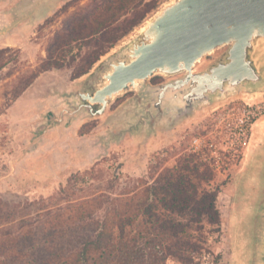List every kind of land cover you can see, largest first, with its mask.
Masks as SVG:
<instances>
[{
	"label": "rangeland",
	"instance_id": "1",
	"mask_svg": "<svg viewBox=\"0 0 264 264\" xmlns=\"http://www.w3.org/2000/svg\"><path fill=\"white\" fill-rule=\"evenodd\" d=\"M98 1L61 0L30 16L32 12L24 9L30 14L25 15L20 9L22 0H0V48L10 47L18 54V61L0 72V210L8 213V219L0 221V238L21 233L26 228L21 227L25 216L37 230L43 220L51 219L53 214L45 216L47 212L67 213L75 203L118 197L110 201L120 207L134 191L133 200H137L141 188L161 169L192 152L213 170V186L225 182L217 198L221 229L208 236L198 264H260L264 112L251 126L244 154L235 152L231 141L237 107L243 101L264 100V88H241L214 98L178 121L170 116L145 117L133 101L147 104L150 97L128 89L111 99L100 114L79 109L47 127L50 114L59 116L64 108L72 109L82 101L78 91L95 88L101 81L102 62L167 0H152L156 7L83 75L71 79V67L44 71L13 97L18 77L40 63L47 45L63 32L66 22ZM146 1L151 0L123 10L120 20L142 11ZM224 49L204 55L192 71L208 67ZM179 75L157 74L148 79L166 82ZM149 110L153 112L152 106ZM80 127L90 130L80 134ZM97 215H103L102 208ZM97 255L92 253L95 259Z\"/></svg>",
	"mask_w": 264,
	"mask_h": 264
},
{
	"label": "trees",
	"instance_id": "2",
	"mask_svg": "<svg viewBox=\"0 0 264 264\" xmlns=\"http://www.w3.org/2000/svg\"><path fill=\"white\" fill-rule=\"evenodd\" d=\"M144 0H99L66 22L55 35L46 55L33 69L18 77L13 97H18L39 73L71 67V79L84 73L115 43L139 24L156 7L152 0L131 18L123 10ZM74 48L76 51L73 52ZM83 49H85L83 51ZM78 59V60H77ZM18 54L10 47L0 48V72L16 63ZM90 128H79L85 134ZM211 167L196 153L179 156L171 167H164L152 181L134 191L119 206L118 197L75 203L67 213L51 216L16 236L0 238L2 264H198L210 234L219 233L222 214L218 206L220 184L212 185ZM2 204V203H1ZM103 215L98 216L99 209ZM8 213L0 210V221ZM36 225V224H35ZM98 253L95 259L92 253Z\"/></svg>",
	"mask_w": 264,
	"mask_h": 264
},
{
	"label": "water",
	"instance_id": "3",
	"mask_svg": "<svg viewBox=\"0 0 264 264\" xmlns=\"http://www.w3.org/2000/svg\"><path fill=\"white\" fill-rule=\"evenodd\" d=\"M225 47L208 67L192 71L216 48ZM177 75L150 86L153 75ZM101 81L92 91H78L85 103L64 108L72 115L82 106L100 114L108 102L128 89L149 96L153 115L178 121L196 106L241 88H264V0H167L102 62ZM94 105H97L96 107ZM260 264H264V205Z\"/></svg>",
	"mask_w": 264,
	"mask_h": 264
},
{
	"label": "built area",
	"instance_id": "4",
	"mask_svg": "<svg viewBox=\"0 0 264 264\" xmlns=\"http://www.w3.org/2000/svg\"><path fill=\"white\" fill-rule=\"evenodd\" d=\"M237 108L238 116L232 126V135L235 137L231 141V147L235 152L244 154V149H247L250 143L251 126L264 112V100L243 101Z\"/></svg>",
	"mask_w": 264,
	"mask_h": 264
},
{
	"label": "flooded vegetation",
	"instance_id": "5",
	"mask_svg": "<svg viewBox=\"0 0 264 264\" xmlns=\"http://www.w3.org/2000/svg\"><path fill=\"white\" fill-rule=\"evenodd\" d=\"M23 1V4L21 5L20 9L24 12L25 15H30L28 13H25L24 9L25 10H29L30 12L33 13V15L31 14L30 16H35L39 13H42L44 12L46 9H48L49 7H51L53 4H57L59 1L61 0H22ZM148 84L150 86H155V85H160L162 83H164L165 81L163 82H154L152 81L151 79H148L147 80ZM134 100V99H133ZM134 104H137L139 110H140V113H142V111H145V114L144 116L147 117L148 114L154 118L156 116H158L159 114L156 113L155 115H153L150 110H149V106H151V103H145V102H140V101H137V100H134L133 101ZM81 103H85L84 100H82L79 104ZM140 104V105H139ZM96 106V105H94ZM80 109H85L88 111V109L84 106H82Z\"/></svg>",
	"mask_w": 264,
	"mask_h": 264
},
{
	"label": "bare ground",
	"instance_id": "6",
	"mask_svg": "<svg viewBox=\"0 0 264 264\" xmlns=\"http://www.w3.org/2000/svg\"><path fill=\"white\" fill-rule=\"evenodd\" d=\"M263 120H264V118H263Z\"/></svg>",
	"mask_w": 264,
	"mask_h": 264
}]
</instances>
